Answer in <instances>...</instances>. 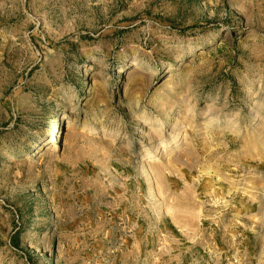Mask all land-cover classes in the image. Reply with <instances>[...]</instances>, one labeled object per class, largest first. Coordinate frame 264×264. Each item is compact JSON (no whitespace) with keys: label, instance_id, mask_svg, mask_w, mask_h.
Wrapping results in <instances>:
<instances>
[{"label":"rangeland","instance_id":"obj_1","mask_svg":"<svg viewBox=\"0 0 264 264\" xmlns=\"http://www.w3.org/2000/svg\"><path fill=\"white\" fill-rule=\"evenodd\" d=\"M0 264H264V0H0Z\"/></svg>","mask_w":264,"mask_h":264},{"label":"bare ground","instance_id":"obj_2","mask_svg":"<svg viewBox=\"0 0 264 264\" xmlns=\"http://www.w3.org/2000/svg\"><path fill=\"white\" fill-rule=\"evenodd\" d=\"M139 70V69H138ZM136 68H133L132 70L129 71V75H127V77L129 76H133V73L137 72L138 71ZM167 117H169V115H167ZM171 120V119H170ZM142 127V126H141ZM161 128V127H160ZM149 130L150 128L149 127H146V130ZM177 134V133H176ZM54 138L53 136L50 137V142H53L54 141ZM181 139V135L178 133L175 137L172 138V143H175L177 141H179ZM164 142V141H163ZM172 146V145H171Z\"/></svg>","mask_w":264,"mask_h":264}]
</instances>
